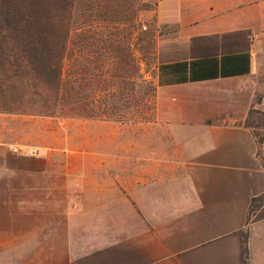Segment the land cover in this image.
<instances>
[{"label": "crops", "instance_id": "1", "mask_svg": "<svg viewBox=\"0 0 264 264\" xmlns=\"http://www.w3.org/2000/svg\"><path fill=\"white\" fill-rule=\"evenodd\" d=\"M146 1L150 119H0V264H264V0Z\"/></svg>", "mask_w": 264, "mask_h": 264}, {"label": "rangeland", "instance_id": "2", "mask_svg": "<svg viewBox=\"0 0 264 264\" xmlns=\"http://www.w3.org/2000/svg\"><path fill=\"white\" fill-rule=\"evenodd\" d=\"M77 1H80L78 6L83 16L81 18L80 9L75 12L73 6L63 61L64 80H75L76 92L70 91L71 96L74 95L80 104L88 101L98 114L127 121L150 119L154 106L152 75L158 37L147 15L152 4L146 0ZM89 2L102 4L99 15L107 21L99 24L102 28L100 35L85 28L78 31L81 25L91 24ZM0 115L5 116L0 118L5 128L9 123L15 124L14 120L9 121L7 113ZM249 120L258 132L263 131L264 116Z\"/></svg>", "mask_w": 264, "mask_h": 264}, {"label": "trees", "instance_id": "3", "mask_svg": "<svg viewBox=\"0 0 264 264\" xmlns=\"http://www.w3.org/2000/svg\"><path fill=\"white\" fill-rule=\"evenodd\" d=\"M73 6L74 0H0V113L118 119L94 112L88 101L81 107L70 94L75 80L63 78ZM253 133L260 155L263 136ZM261 201L252 198L249 211ZM246 242L244 233V263Z\"/></svg>", "mask_w": 264, "mask_h": 264}]
</instances>
